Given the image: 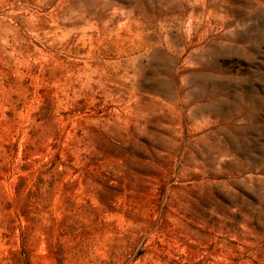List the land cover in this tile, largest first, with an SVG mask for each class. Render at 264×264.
<instances>
[{
    "label": "rangeland",
    "instance_id": "1",
    "mask_svg": "<svg viewBox=\"0 0 264 264\" xmlns=\"http://www.w3.org/2000/svg\"><path fill=\"white\" fill-rule=\"evenodd\" d=\"M0 264H264V0H0Z\"/></svg>",
    "mask_w": 264,
    "mask_h": 264
}]
</instances>
